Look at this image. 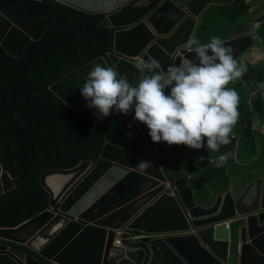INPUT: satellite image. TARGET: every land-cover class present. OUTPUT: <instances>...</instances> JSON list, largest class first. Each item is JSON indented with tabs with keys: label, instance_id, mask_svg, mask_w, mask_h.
<instances>
[{
	"label": "water",
	"instance_id": "1",
	"mask_svg": "<svg viewBox=\"0 0 264 264\" xmlns=\"http://www.w3.org/2000/svg\"><path fill=\"white\" fill-rule=\"evenodd\" d=\"M54 1L105 15L102 26L114 29L109 54L49 87L74 113L87 110L96 116L105 142L96 161L42 175L52 210L18 228H0V240L26 246L38 257L0 242V264H264V176L220 194L200 191L188 176L172 174L175 161L162 160L186 154L185 145L152 142L148 127L134 120V109L127 115L112 109L101 119L80 91L96 64L112 67L135 83L139 63L154 60L165 71L182 59L195 60L196 53H188L185 45L192 37L200 39L204 13L214 0ZM48 25L47 18L13 7L1 10L0 58L18 65L3 52L13 58L26 53L25 65H18L25 68ZM259 40L253 32L223 42L238 61ZM18 93L35 109L24 119L30 138L34 132L27 120L41 108L30 101L28 91L16 86L9 103L1 92L0 101L9 108ZM141 160L152 162L143 174L135 168ZM17 178L12 146L0 129V195L15 188Z\"/></svg>",
	"mask_w": 264,
	"mask_h": 264
},
{
	"label": "trees",
	"instance_id": "2",
	"mask_svg": "<svg viewBox=\"0 0 264 264\" xmlns=\"http://www.w3.org/2000/svg\"><path fill=\"white\" fill-rule=\"evenodd\" d=\"M227 1L218 0L209 12L200 31V42L204 43L203 33L212 27L211 23L213 27L221 23L224 28L238 20L233 24L237 30L251 8L247 0ZM6 7L49 20L46 32L30 50L25 68L0 58V91L6 102L11 100L13 88L21 85L29 92L31 102L41 107L39 115L28 118L34 132L28 139L24 119L35 109L20 94L9 108L0 101V129L12 145L19 173L14 181L16 187L0 195V227L14 228L48 208L49 195L40 184L44 172L98 158L105 142L100 120L89 111L75 114L49 87L110 52L114 29L102 26V14H87L54 0H0V10ZM18 62L25 65L26 55ZM263 101L261 91L256 97L258 109L264 110Z\"/></svg>",
	"mask_w": 264,
	"mask_h": 264
},
{
	"label": "clouds",
	"instance_id": "3",
	"mask_svg": "<svg viewBox=\"0 0 264 264\" xmlns=\"http://www.w3.org/2000/svg\"><path fill=\"white\" fill-rule=\"evenodd\" d=\"M214 1L204 13L203 26L206 17L213 9L212 6L216 4V1L218 2V0ZM247 3L251 6L252 10L253 6H255L253 2H248L247 0ZM258 3H261L262 7L264 5V0H259ZM263 19L264 16L257 18V21H254L255 26H250L249 22H247L248 27L244 29L242 26L246 20H243L238 27L239 34L235 35V37L258 32V28L261 27V20ZM235 37L231 36L229 39ZM226 40H221L219 37L214 36L209 43L205 44L200 43V39L197 40L195 37H192L187 41L185 47L188 53H196L195 60L189 58L182 59L179 65L170 64L165 71H160V65L154 60L139 63L137 68L140 76L135 83H131L126 75L118 74V72L112 67L96 64L89 70L86 77H84L85 83L80 88L81 95L88 101L87 107L95 108L101 119L109 116L112 109H115L117 113H123L125 115L134 109V120L139 121L148 127L149 135L154 143L166 142L168 145L182 144L197 150L206 147L210 153L219 152L222 145H228L231 143L230 134L239 118V95L237 93L239 80L236 79L241 78L247 72V66L242 63L238 64V62L243 61L242 58L256 48L261 50L264 55V49L261 46V43L259 44V40L252 49L237 61L233 56L234 50L230 46H225L223 41ZM24 55H26V53H24ZM17 63L20 65L19 62ZM169 86H171L170 93L166 95L165 89ZM245 88V91H247V84ZM254 91L250 95L253 100L254 98L256 99L261 91H264V83L260 85L257 91ZM255 103L256 100L253 103L256 106ZM249 104L252 103L249 101ZM85 111L87 110H84L83 112ZM127 136L128 138H131L132 134L127 133ZM241 151L242 149H238V158H241ZM229 155L230 153L221 154L215 161L210 162L214 163L216 167H222L223 164L227 162ZM98 158L84 160L96 161ZM200 159L203 160L204 157H200ZM183 161L185 162L186 160ZM79 163L77 165H79ZM151 166V161L141 160L135 168L140 174H143ZM74 167L54 169H72ZM173 170L174 169H172V171ZM47 171L44 173H47ZM172 174L175 176L179 175L173 172ZM263 176L264 171H259L258 175L255 174L254 180ZM188 178L194 185L198 187L200 186L191 176H188ZM254 180H249V182L245 184L248 185ZM202 190L206 189L203 188L201 191ZM172 193L174 194L175 192L173 191ZM57 208L58 206L53 210L56 213ZM48 209L52 210L49 205L46 210ZM19 226L14 227L13 229L18 228ZM118 236H120V232L118 233ZM0 242L19 248L27 254L38 257L37 254L26 246L7 243L4 240H0ZM116 242L118 245L122 244L120 238H118ZM45 263L47 264V262Z\"/></svg>",
	"mask_w": 264,
	"mask_h": 264
},
{
	"label": "crops",
	"instance_id": "4",
	"mask_svg": "<svg viewBox=\"0 0 264 264\" xmlns=\"http://www.w3.org/2000/svg\"><path fill=\"white\" fill-rule=\"evenodd\" d=\"M233 1L234 0H231V3ZM258 1L259 0H256L255 4L253 3L255 6L252 5L253 18L255 16L256 21L258 18L257 12L259 11L262 5L261 2L260 7H257ZM217 3L218 2L216 1V4ZM216 4H213L214 6L212 7L214 8ZM246 27H248L247 21L243 24L242 28L244 29ZM242 60L243 61H239L238 64L242 63L246 65L247 72L241 78L238 79L239 82L237 85V90L242 88L246 89L245 87L247 84L248 90L245 93V96L247 97L250 93H252L251 87H253L255 90L256 86L255 91H257L260 85L264 83V55L261 50H258V48H256L250 53L246 54L242 58ZM255 100L256 99L254 98L252 104ZM239 102H241L240 97ZM261 134H264V119H241L239 116L235 126L233 127L232 133L230 134L231 143H229L228 145H222L220 147L219 152H209L208 154L196 155L195 152L197 149H192L185 145L186 155H172L163 158V161L165 163H168L170 161L176 162V159L181 161H188V159L190 158V160H192L193 167H195V165H197L198 163L196 159L202 157V155H205V158H210V161H215L219 157V155L224 153H230L227 162L223 164L222 167L212 168L207 173L210 176L209 178L213 181V184H211L210 188L218 194L224 193L236 184L246 185L245 183H248L249 180H252L248 179V174L250 173V170H248V168L247 170H245L244 168L252 165L255 162L257 156L260 154L261 147L263 146L261 142L262 137H260ZM244 142H246L245 147L243 145ZM202 149L207 150L206 147H203L198 150ZM238 149H242L241 158H238ZM259 166L261 165L259 164ZM261 167L263 168L262 171H264V164ZM172 172L179 175H188L192 178L194 177V174L191 171L186 172L182 168L178 170L174 169ZM253 173L258 175L259 170H254ZM196 183L199 184L198 182ZM200 185L202 184L200 183ZM199 189L201 191V189L203 188L199 186Z\"/></svg>",
	"mask_w": 264,
	"mask_h": 264
},
{
	"label": "rangeland",
	"instance_id": "5",
	"mask_svg": "<svg viewBox=\"0 0 264 264\" xmlns=\"http://www.w3.org/2000/svg\"><path fill=\"white\" fill-rule=\"evenodd\" d=\"M224 2H227V0H223ZM248 2H253L255 4L256 0H248ZM257 7H260V3H258ZM258 18H261L262 16H264V5L259 9V11L257 12ZM244 20H246L247 22H249L250 26H255L254 25V21H256L255 16L253 18V13L251 8H249L248 10V14L246 17H244ZM238 20L233 21V24H237ZM233 24H226V26L224 28H222L221 23H218V25H214L211 23L212 27L210 26L208 30H205L203 33V39H204V43H209L212 37H219L221 40H224V37L227 36H234L239 29H235ZM258 33L260 34V42L261 46L264 49V19L261 20V27L258 28ZM200 42V41H199ZM202 43V42H200ZM264 69V68H263ZM262 69V70H263ZM260 71V70H259ZM262 72V71H261ZM238 80V79H236ZM256 89V86H255ZM251 91H254V88L251 87ZM237 93L241 99V102H239L238 108H239V116L241 119H264V110L263 109H258L257 106H255L254 104H250V107L247 108V103L249 104V101L252 103L253 99L252 97L248 98L245 96V89H238ZM260 137H262L261 142H262V147L260 150V154L258 155V157L255 159V162L250 165L249 167H245L244 169L250 170V173L248 174V179H255V174L253 173L254 170H259L260 172L263 170V168L261 167L264 164V134H261ZM243 142V141H242ZM244 147L246 146V142L243 143ZM209 151L202 149V150H196L195 154L196 155H201V154H208ZM215 154V153H213ZM202 157H204L203 160H201L200 158L196 159L197 160V165H195V167H193L192 165V160H190V158L188 159V161H181V160H177L176 159V166L174 169L178 170L180 168H182L183 170H185L186 172H192L194 174L193 180L198 182L199 185L200 183L204 189H209L211 187V184H213L212 179H210L209 175L207 174L209 172L210 169L212 168H216L214 163L210 162V158H205V155H202ZM259 164L261 166H259ZM220 168V167H219ZM172 171V169H171ZM254 177V178H253ZM223 180V179H222ZM224 181V180H223Z\"/></svg>",
	"mask_w": 264,
	"mask_h": 264
},
{
	"label": "flooded vegetation",
	"instance_id": "6",
	"mask_svg": "<svg viewBox=\"0 0 264 264\" xmlns=\"http://www.w3.org/2000/svg\"><path fill=\"white\" fill-rule=\"evenodd\" d=\"M3 54H4L7 58H9V59H11V60H14L15 62H18V60L22 59V57L24 56V54H23L20 58H13V57H10V56L6 55L4 52H3Z\"/></svg>",
	"mask_w": 264,
	"mask_h": 264
}]
</instances>
